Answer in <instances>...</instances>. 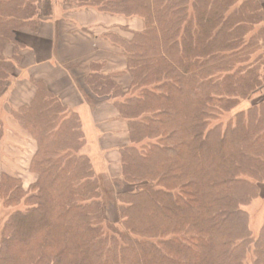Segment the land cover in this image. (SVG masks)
<instances>
[{"label": "trees", "instance_id": "1", "mask_svg": "<svg viewBox=\"0 0 264 264\" xmlns=\"http://www.w3.org/2000/svg\"><path fill=\"white\" fill-rule=\"evenodd\" d=\"M146 28L110 36L127 59L124 90L93 65L86 83L128 126L119 147L121 226L108 221L80 115L41 82L14 120L37 142L25 190L3 176L0 264H264L243 205L264 186V14L259 0H69ZM52 0H0V95L16 75L18 31ZM13 45V57L5 48ZM246 108L236 109L243 101ZM230 113L227 119L223 117ZM22 205V206H21Z\"/></svg>", "mask_w": 264, "mask_h": 264}, {"label": "crops", "instance_id": "2", "mask_svg": "<svg viewBox=\"0 0 264 264\" xmlns=\"http://www.w3.org/2000/svg\"><path fill=\"white\" fill-rule=\"evenodd\" d=\"M52 1L51 17L35 28L26 26L18 31L22 47L16 75L0 95V180L5 175L18 178L25 190L37 180L30 167L37 142L14 120L13 111L32 101L35 82L41 81L80 115L87 143L90 133L100 151L110 147V140H118L120 144L114 149H119L128 142L127 122L120 117L112 99L92 93L86 76L96 64L103 74L112 75L128 90L132 77L127 59L110 33L131 38L133 32L146 28L145 20L139 16L113 15L94 6L77 8L69 0ZM259 2L264 14V0ZM5 55L13 57V45L5 48Z\"/></svg>", "mask_w": 264, "mask_h": 264}, {"label": "rangeland", "instance_id": "3", "mask_svg": "<svg viewBox=\"0 0 264 264\" xmlns=\"http://www.w3.org/2000/svg\"><path fill=\"white\" fill-rule=\"evenodd\" d=\"M260 96H264V90L256 94L254 97ZM251 103L252 101L245 100L233 111L246 108ZM229 115L231 114H225L223 118L227 119ZM117 144H120L118 140L115 141V143H112V140H110L107 144V146L110 147L100 151L97 148L98 144L95 143L92 139V135L89 133V143L86 141L82 150L90 157L95 168V173L101 187V199L105 205L106 217L108 221L115 223L120 227L121 218L118 211L117 196L122 191L132 187L124 183L123 177L121 176L122 166L119 150L118 148L114 149ZM104 145L106 146V143ZM243 207L248 213L249 227L253 233L257 235L264 220V186L262 187V193L247 201ZM11 210L12 207L6 208L3 202L0 201V235L1 227Z\"/></svg>", "mask_w": 264, "mask_h": 264}]
</instances>
